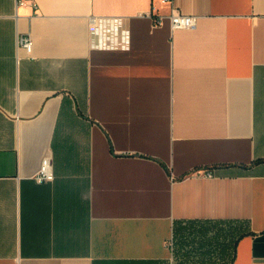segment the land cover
I'll list each match as a JSON object with an SVG mask.
<instances>
[{
  "label": "crops",
  "instance_id": "1",
  "mask_svg": "<svg viewBox=\"0 0 264 264\" xmlns=\"http://www.w3.org/2000/svg\"><path fill=\"white\" fill-rule=\"evenodd\" d=\"M172 3L195 25L163 0H0V264H172L221 227L229 264H264V0Z\"/></svg>",
  "mask_w": 264,
  "mask_h": 264
},
{
  "label": "trees",
  "instance_id": "2",
  "mask_svg": "<svg viewBox=\"0 0 264 264\" xmlns=\"http://www.w3.org/2000/svg\"><path fill=\"white\" fill-rule=\"evenodd\" d=\"M230 232L221 227L193 229L183 236L181 233L180 239V236L175 237V240H180L175 254L177 264H229L234 257L235 240L229 237Z\"/></svg>",
  "mask_w": 264,
  "mask_h": 264
},
{
  "label": "built area",
  "instance_id": "3",
  "mask_svg": "<svg viewBox=\"0 0 264 264\" xmlns=\"http://www.w3.org/2000/svg\"><path fill=\"white\" fill-rule=\"evenodd\" d=\"M163 1L170 4V10L166 16L169 19L172 28H190L195 25L197 15L182 12L172 3V0ZM163 17L164 15H153L151 13V18L154 24H160L163 20ZM17 44L18 46L23 47L26 52H30L32 49V39L30 34H19L17 36ZM199 172L205 176H212L211 172L207 170H198V173ZM52 178L53 172L51 169V162L49 158L45 157L41 161L39 170L35 175V179L39 182H42L45 180H51Z\"/></svg>",
  "mask_w": 264,
  "mask_h": 264
},
{
  "label": "rangeland",
  "instance_id": "4",
  "mask_svg": "<svg viewBox=\"0 0 264 264\" xmlns=\"http://www.w3.org/2000/svg\"><path fill=\"white\" fill-rule=\"evenodd\" d=\"M179 244L180 243V241L178 240V241H176L175 239H173V241H172V244H173V248H172V252H173V258H172V264H177V255L175 256V254H177V251H176V244Z\"/></svg>",
  "mask_w": 264,
  "mask_h": 264
}]
</instances>
